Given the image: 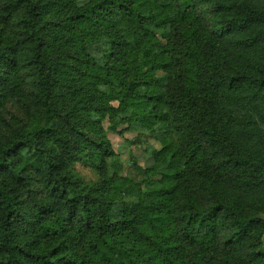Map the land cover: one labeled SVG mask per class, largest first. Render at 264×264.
Wrapping results in <instances>:
<instances>
[{
  "label": "trees",
  "instance_id": "16d2710c",
  "mask_svg": "<svg viewBox=\"0 0 264 264\" xmlns=\"http://www.w3.org/2000/svg\"><path fill=\"white\" fill-rule=\"evenodd\" d=\"M219 1L208 31L195 0H0V103L31 121L0 133V264H264L242 255L264 231V162L242 152L264 128V6ZM105 116L153 164L84 185L74 156H113Z\"/></svg>",
  "mask_w": 264,
  "mask_h": 264
},
{
  "label": "rangeland",
  "instance_id": "374dc122",
  "mask_svg": "<svg viewBox=\"0 0 264 264\" xmlns=\"http://www.w3.org/2000/svg\"><path fill=\"white\" fill-rule=\"evenodd\" d=\"M198 2V12L203 19L204 25L206 26L208 31H212L213 27H216L218 22L216 21L214 10L217 8V5L221 2L219 0H195ZM226 1V0H225ZM224 1V2H225ZM228 1H226L227 3ZM253 4L255 6H264V0H253ZM214 14V15H213ZM216 25V26H215ZM9 32L15 34L14 26L8 28ZM220 61V60H218ZM23 65L19 67V73L22 77H27L29 72L27 69H22ZM27 82L24 83V97L29 99V91L30 86L33 83L31 78L25 80ZM0 84H1V77H0ZM67 88H59L60 96H70L76 93V90L79 89V85L73 83H67ZM71 87V88H69ZM1 88V85H0ZM75 96V95H74ZM73 97V96H72ZM69 100V99H68ZM25 102L24 98L22 97H13L7 99L0 103V133L3 134V141H7L10 132L16 125L22 123V125H27L31 123L29 117H24L23 111V104ZM26 103V102H25ZM116 103H113L112 106H116ZM107 116L103 118L100 122V127L102 132L105 134V138L107 140V145L109 149L112 151L113 156L110 159H93L90 155L86 154L85 152H79L74 157V162L70 165V171L72 175L80 180V182L84 185H89L92 183H99L105 178L110 177V175H115L117 180H126L128 179V171L131 170L132 166L135 164L142 169L150 168L153 164L152 159L143 152V147H137L132 145V142L136 136V133L132 130L127 129L126 123H120L117 125H112L109 121H107ZM42 126L45 125L43 122ZM245 132L249 133L250 135H256V133L251 132L248 129H245ZM258 142L256 145L245 146L243 143L244 156L248 155L249 153L257 152L259 157L256 161H263L264 162V128L263 130L259 131ZM257 141V138H256ZM156 149L159 148V145L154 141H150ZM253 143V142H252ZM262 174V172H260ZM261 174L259 177L256 176V181L258 183L264 182L261 180ZM245 177H243L244 179ZM127 183V182H126ZM257 192L260 194L259 203V210L257 213H264V183L259 185V189ZM127 201H131V199H126ZM264 216V215H263ZM261 216L260 218H262ZM264 238V231H257L253 237L248 238L243 242L242 245H247V249L242 251V255L247 254L249 251H254L255 253L263 256L264 258V246H259L254 248V245H258L261 243ZM254 249V250H253ZM251 253V252H249ZM239 253H234L231 250H228V256L226 258L227 262L236 261L237 259L240 262H244V264H251L249 259L242 258ZM257 264H262V261L257 262Z\"/></svg>",
  "mask_w": 264,
  "mask_h": 264
}]
</instances>
